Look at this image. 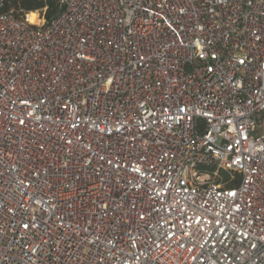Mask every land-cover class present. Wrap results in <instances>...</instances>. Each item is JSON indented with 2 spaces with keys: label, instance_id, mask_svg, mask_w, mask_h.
I'll use <instances>...</instances> for the list:
<instances>
[{
  "label": "built area",
  "instance_id": "1",
  "mask_svg": "<svg viewBox=\"0 0 264 264\" xmlns=\"http://www.w3.org/2000/svg\"><path fill=\"white\" fill-rule=\"evenodd\" d=\"M0 0V264H264V0Z\"/></svg>",
  "mask_w": 264,
  "mask_h": 264
},
{
  "label": "trees",
  "instance_id": "2",
  "mask_svg": "<svg viewBox=\"0 0 264 264\" xmlns=\"http://www.w3.org/2000/svg\"><path fill=\"white\" fill-rule=\"evenodd\" d=\"M13 11L17 15L29 14L30 20L38 24L39 15L50 21L60 13L57 0H6L3 12Z\"/></svg>",
  "mask_w": 264,
  "mask_h": 264
}]
</instances>
